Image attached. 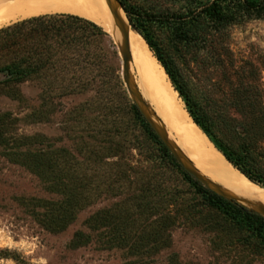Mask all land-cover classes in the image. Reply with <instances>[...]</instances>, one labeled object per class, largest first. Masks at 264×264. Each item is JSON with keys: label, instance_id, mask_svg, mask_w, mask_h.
Masks as SVG:
<instances>
[{"label": "rangeland", "instance_id": "1", "mask_svg": "<svg viewBox=\"0 0 264 264\" xmlns=\"http://www.w3.org/2000/svg\"><path fill=\"white\" fill-rule=\"evenodd\" d=\"M212 1L128 0L160 21L181 17L152 25V36L173 47L198 105L222 131L243 136L249 119L236 109L235 92L261 91L264 104V19L241 10L223 26L197 17ZM100 49L97 62L67 67L74 93L42 103L47 83L35 77L16 85L20 101L0 89V264H264V254L208 211L145 132L116 44L108 37ZM29 153H41L40 162Z\"/></svg>", "mask_w": 264, "mask_h": 264}, {"label": "trees", "instance_id": "2", "mask_svg": "<svg viewBox=\"0 0 264 264\" xmlns=\"http://www.w3.org/2000/svg\"><path fill=\"white\" fill-rule=\"evenodd\" d=\"M117 1L129 25L144 40L149 51L164 70L193 123L227 162L250 181L264 188V147L262 146L264 137L261 135L263 133H259V131L264 132V104L259 102L263 98V93L250 90H243L240 93L236 91L235 96L239 98L236 109L247 116L249 123L244 129L243 136L222 131L221 124L216 123L189 93L186 82L176 66L173 47L155 39L150 31V27L154 24L170 25L173 20H180L181 17L172 16L160 21L141 12L134 5L129 4L128 0ZM231 8L234 11H231ZM237 10L264 19V0H214L202 7L197 17H203L215 25L223 26L236 21ZM106 38H108L107 34L98 25L70 14L42 15L3 27L0 29V75L4 80L0 82V89L7 97L20 101L22 98L15 89L16 85L35 77L47 83L44 86L45 91H42L38 97L42 103L52 101L61 94L74 93V90L68 89V83L76 79L74 76L66 78L69 71L67 67L97 62L101 53L100 45ZM56 66L66 71L65 74L46 75L48 69ZM57 80L60 84H56ZM241 99L244 102H241ZM131 108L145 132L159 146L169 164L208 211L240 233L254 251L264 254V218L245 207L223 199L188 175L159 141L136 106L132 105ZM216 130L219 131L220 136L216 135ZM40 156L41 153H29V157L36 164L40 162Z\"/></svg>", "mask_w": 264, "mask_h": 264}, {"label": "bare ground", "instance_id": "3", "mask_svg": "<svg viewBox=\"0 0 264 264\" xmlns=\"http://www.w3.org/2000/svg\"><path fill=\"white\" fill-rule=\"evenodd\" d=\"M109 1L111 7L108 0H0V28L42 15H75L101 27L116 44L120 55L122 34L113 23L115 3ZM117 13L128 32L129 72L143 99L165 126L169 138L193 168L220 186L226 195L252 210H264V189L244 177L213 147L187 115L164 70L144 40L129 26L120 7H117Z\"/></svg>", "mask_w": 264, "mask_h": 264}, {"label": "water", "instance_id": "4", "mask_svg": "<svg viewBox=\"0 0 264 264\" xmlns=\"http://www.w3.org/2000/svg\"><path fill=\"white\" fill-rule=\"evenodd\" d=\"M115 3V7H114V26L121 32L122 34V48L120 51V62H121V74H122V79L123 82L126 86V90L128 91L129 95L132 97V99L134 100V104L136 106V108L138 109L139 113L141 114V116L143 117V119L145 120V122L148 124V126L150 127V129L154 132V134L157 136V138L159 139V141L163 144V146L168 150V152L172 155V157L174 158V160L180 165V167L188 174L190 175L193 179H195L198 183H200L203 187L211 190L212 192H214L215 194H217L218 196L222 197L225 200L231 201L233 203H236L242 207H245L246 209L262 216L264 218V210H262L261 212L249 209L248 207L242 205L239 201H237L235 198L230 197L228 195H226L220 186H218L217 184L213 183L211 180H209L208 178H206L203 175H200L191 164H188L187 162H184V158L182 157L181 152L171 143V141L169 140L167 134L165 133V131L161 130V128H159L156 123L153 121V118L151 116L149 107L144 103L143 99L141 98V96L137 95L135 92H133L132 88V84L129 78V68H128V64L130 61V51H129V40H128V32L125 29L124 23L122 22V20L120 19L118 13H117V7L121 8L120 3L117 0H113ZM109 4L110 1L108 0ZM109 7H111V4L109 5ZM122 9V8H121ZM123 11V9H122ZM124 13V11H123ZM125 15V13H124ZM126 17V15H125ZM127 19V18H126ZM128 22V20H127ZM129 24V22H128ZM130 26V25H129ZM131 27V26H130ZM132 28V27H131ZM133 29V28H132ZM134 30V29H133ZM135 31V30H134ZM175 91V90H174ZM176 92V91H175ZM229 163V162H228ZM230 164V163H229ZM231 165V164H230ZM241 173V172H240ZM242 174V173H241ZM243 175V174H242ZM244 176V175H243ZM245 177V176H244ZM248 179V178H247ZM249 180V179H248ZM250 181V180H249ZM254 183V182H253ZM256 184V183H255ZM257 185V184H256ZM259 186V185H258ZM264 189V188H263Z\"/></svg>", "mask_w": 264, "mask_h": 264}]
</instances>
